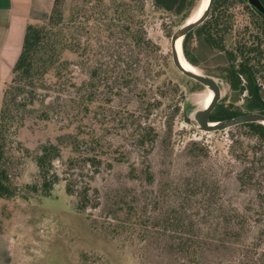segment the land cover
<instances>
[{
    "label": "trees",
    "instance_id": "obj_1",
    "mask_svg": "<svg viewBox=\"0 0 264 264\" xmlns=\"http://www.w3.org/2000/svg\"><path fill=\"white\" fill-rule=\"evenodd\" d=\"M63 1L52 0L45 20L26 25L20 52L1 92L0 200L15 197L26 200L33 195L48 197L60 180L53 170L55 161L61 162L63 175L70 174L74 180L86 167L94 172L108 156L115 162L123 161L127 146L134 148L140 157L143 179L148 183L151 180L147 157L156 134L145 122L151 107L143 100L144 93L138 89L137 80L141 74L149 75L155 67L157 75L162 76L169 66L165 58L156 62L147 58L155 47L143 30L144 0H78L68 16L62 9ZM150 1L156 11L173 18L175 29L201 5V0ZM260 1L264 5V0ZM180 49L191 67L218 79L231 95V103L214 105L208 121H222L248 112L264 114V16L251 17V0H212L207 17L181 38ZM73 67L84 68L86 79L76 82L71 77ZM97 89H104L105 96L94 99ZM56 90L64 92V102H54L53 97L46 102V93ZM124 96L136 98L137 113L124 104L121 110L110 111L112 102ZM237 101L240 105L233 106ZM27 119L51 122L57 129L52 139L46 138L32 151L24 148L36 174L34 182L19 186L8 172L11 154L6 144L10 135L15 139V133ZM232 128L243 133V136L231 135L229 145V154L239 165L235 182L240 189L251 190L254 201L264 211V125L245 123L228 129ZM99 129L121 135L124 145L105 142L97 132ZM188 148L193 155L205 153L193 142ZM128 173L132 178L139 177L133 165ZM189 187L200 194L194 201L200 209V220L187 217L183 208L173 206L158 225L150 227L167 234L162 237L168 238L177 255L191 262L197 259V250L209 247L210 241L220 245L230 237L242 235L249 218L226 210L214 224H202L218 192L212 189L210 179L194 180ZM73 188L72 181L64 183L66 195H72ZM128 196L123 192L107 200L106 208L113 219L117 214L122 219L104 232L110 236L135 232L140 241L146 237L148 226L132 216L128 211L131 207L121 208L128 203ZM182 200L190 202L186 193ZM95 201V196H89L87 188L81 187L75 194L74 208L81 214L88 207L95 208ZM130 201L135 203L136 199ZM256 221L251 215V230ZM260 229L264 233V224ZM210 234L214 235L212 239L208 238ZM216 236L221 237L216 239ZM260 262L264 263V254Z\"/></svg>",
    "mask_w": 264,
    "mask_h": 264
},
{
    "label": "rangeland",
    "instance_id": "obj_2",
    "mask_svg": "<svg viewBox=\"0 0 264 264\" xmlns=\"http://www.w3.org/2000/svg\"><path fill=\"white\" fill-rule=\"evenodd\" d=\"M77 1H63L65 16ZM144 11L145 37L155 47L147 58L151 62L165 58L169 66L162 76L157 75L155 67L149 75L141 74L137 80L138 89L144 93L143 100L151 107L145 122L156 134L147 157V172L151 180L148 183L143 179L141 170L144 166L140 164L136 150L129 146L126 147L127 154L123 161L115 162L112 156H108L94 172L86 167L81 174L75 173L74 180L70 174L63 175L61 162L55 161L53 170L60 180L53 185L50 196L0 200V231L14 239L13 264H251V261L264 264L260 262L264 254V233L260 229L264 224V211L258 207V201H254L251 190L240 189L235 182L239 165L229 154L231 135L243 136V133L234 128L216 132L198 129L192 114L204 106L208 89L195 86L171 64L170 37L175 30L173 18L156 11L150 0H144ZM47 15L43 16V20ZM252 16L256 17L251 11ZM84 71L82 67H73L71 77L78 82L86 77ZM94 93V99L106 94L104 89H97ZM63 94L60 90L48 92L44 99L50 102V97H53L54 102L58 103L59 100L62 104L65 100ZM231 101L227 87L219 82L216 104L227 105ZM240 103L237 101L233 106ZM123 104L128 110L138 112L136 98L131 96L115 99L110 111L121 110ZM56 129L54 123L27 119L18 128L15 139L13 135L9 136L6 144V150L11 154L8 172L15 184L22 186L35 181L36 169L24 148L32 151L46 138L52 139ZM97 132L105 142L124 145L121 135L113 131L99 129ZM241 140L243 142V138ZM192 142L205 153L191 154L188 146ZM65 154L63 151V158ZM131 165L136 168L138 178H132L128 173ZM201 179H210L212 189L217 190L219 195L212 201L207 219L202 224H214L221 218L222 211L226 210L230 214H244L249 218V224H246L240 236L230 237L220 245L217 241H210L209 247L199 248L197 259L190 262L177 255L168 238L162 237L167 234L155 232L150 225H158L173 206L183 208L187 217L200 220V209L194 202L200 194L189 184ZM67 180L73 182L72 195L64 192ZM81 187L87 188L89 196H95L97 205L95 208L88 207L80 214L76 212L74 204L75 194ZM125 190L129 191L130 196ZM123 192L128 196V203L122 204L121 208L131 207L128 211L132 216L148 226L143 240L139 241L135 232L114 236L104 232L122 219L119 214L113 219L106 202ZM185 193L190 202L182 200ZM130 198L136 199V202H131ZM216 207L218 209L215 211ZM251 215L258 220L252 230ZM234 218L232 221L235 222ZM213 237L212 234L208 235L210 239ZM219 237L216 236V239Z\"/></svg>",
    "mask_w": 264,
    "mask_h": 264
},
{
    "label": "crops",
    "instance_id": "obj_3",
    "mask_svg": "<svg viewBox=\"0 0 264 264\" xmlns=\"http://www.w3.org/2000/svg\"><path fill=\"white\" fill-rule=\"evenodd\" d=\"M52 0H0V97L21 47L26 25L43 21ZM14 239L0 231V264H13Z\"/></svg>",
    "mask_w": 264,
    "mask_h": 264
},
{
    "label": "water",
    "instance_id": "obj_4",
    "mask_svg": "<svg viewBox=\"0 0 264 264\" xmlns=\"http://www.w3.org/2000/svg\"><path fill=\"white\" fill-rule=\"evenodd\" d=\"M254 2H258V0H252ZM212 0H206L205 7L201 11L200 15L193 22H185L182 25L178 26L170 37V59L173 67L185 78H188L197 84L207 88L212 93V99L207 104V106L202 107L199 110H196L192 114L193 121L197 124L199 130L203 132H215L222 131L228 129L230 127L245 124V123H259L264 125V114L259 112H248L238 115L233 118H229L222 121H208V116L213 109L216 101L219 97V80L215 79L211 76L202 74L195 71H190L182 67L178 60V55L175 49V42L177 40H181V38L192 28L201 23L208 15ZM264 12V10H263ZM181 51V49H180ZM182 55V53H181ZM183 57V56H182ZM184 59V58H183ZM185 61V60H184ZM186 62V61H185ZM187 63V62H186ZM188 64V63H187ZM189 65V64H188ZM187 121L188 119L185 118Z\"/></svg>",
    "mask_w": 264,
    "mask_h": 264
},
{
    "label": "bare ground",
    "instance_id": "obj_5",
    "mask_svg": "<svg viewBox=\"0 0 264 264\" xmlns=\"http://www.w3.org/2000/svg\"><path fill=\"white\" fill-rule=\"evenodd\" d=\"M205 4H206V0H201V5L199 7V9L197 10V12L187 20V22H193L194 20H196L198 18V16L200 15L201 11L203 10V8L205 7ZM175 49H176V52H177V55H178V60H179V63L182 67H184L185 69L187 70H190V71H195L190 65H188L182 55H181V51H180V40H177L175 42ZM212 99V93L208 90V94L206 96V100H205V103H204V106H207V104L210 102V100Z\"/></svg>",
    "mask_w": 264,
    "mask_h": 264
},
{
    "label": "flooded vegetation",
    "instance_id": "obj_6",
    "mask_svg": "<svg viewBox=\"0 0 264 264\" xmlns=\"http://www.w3.org/2000/svg\"><path fill=\"white\" fill-rule=\"evenodd\" d=\"M263 10H264V5L260 0H258V2H254L251 0V11L256 16L255 17L256 19L262 18V16H264Z\"/></svg>",
    "mask_w": 264,
    "mask_h": 264
}]
</instances>
